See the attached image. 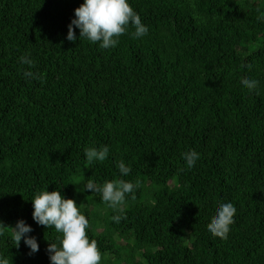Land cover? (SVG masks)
Segmentation results:
<instances>
[{"label":"trees","instance_id":"1","mask_svg":"<svg viewBox=\"0 0 264 264\" xmlns=\"http://www.w3.org/2000/svg\"><path fill=\"white\" fill-rule=\"evenodd\" d=\"M82 3L0 0V254L50 264L59 234L33 221L30 199L59 189L89 220L100 264H264V0H129L149 32L129 27L108 49L66 39ZM105 145L89 164L84 150ZM190 150L200 159L188 169ZM114 179L138 185L120 223L82 191ZM226 202L237 211L220 239L208 226ZM19 219L38 252L15 247Z\"/></svg>","mask_w":264,"mask_h":264},{"label":"clouds","instance_id":"2","mask_svg":"<svg viewBox=\"0 0 264 264\" xmlns=\"http://www.w3.org/2000/svg\"><path fill=\"white\" fill-rule=\"evenodd\" d=\"M129 27L134 31L133 38L139 39L149 32L148 26L142 23L140 15L130 5L129 0H83V3L74 9V18L68 25L66 39L75 42L77 39H85L92 44H98L101 49L115 48L119 43V37L128 32ZM74 29H79V37ZM20 63L32 67L33 61L28 56H21ZM25 78L37 79L36 73L30 70L23 72ZM259 81L245 78L242 87L252 92L258 89ZM86 161L103 162L108 158L109 147H89L84 150ZM188 169L195 166L200 159V154L190 150L183 154ZM120 175L128 176L131 173V165H126L121 159L117 165ZM134 185L124 179H114L97 184L88 181L82 191L90 190L98 193L103 202L115 213L112 220L120 223L126 218V201L129 194L134 193ZM33 212L32 219L47 229L54 228L58 233L57 242H50L46 249L50 264H100L102 253L95 240H90L87 235L89 220L78 207L75 200L65 198L59 189L38 191L31 199ZM236 208L231 202L221 203L216 215L208 226V232L213 237L227 239L234 224ZM0 222V234L4 228ZM11 238L19 249L21 241L29 249V254L38 252L39 244L34 235V230L25 220L19 219L10 227ZM0 264H9V260L0 254Z\"/></svg>","mask_w":264,"mask_h":264}]
</instances>
